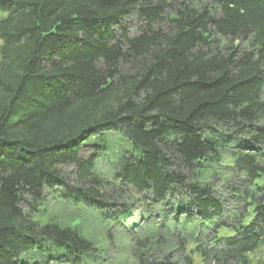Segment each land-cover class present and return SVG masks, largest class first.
<instances>
[{
    "label": "trees",
    "instance_id": "trees-1",
    "mask_svg": "<svg viewBox=\"0 0 264 264\" xmlns=\"http://www.w3.org/2000/svg\"><path fill=\"white\" fill-rule=\"evenodd\" d=\"M0 11V264L99 262L79 224L35 219L57 189L130 222L141 264H179L177 252L249 264L264 244V0H0ZM119 130L138 156L106 178L104 145L84 148ZM235 176L241 213L212 180Z\"/></svg>",
    "mask_w": 264,
    "mask_h": 264
},
{
    "label": "rangeland",
    "instance_id": "rangeland-1",
    "mask_svg": "<svg viewBox=\"0 0 264 264\" xmlns=\"http://www.w3.org/2000/svg\"><path fill=\"white\" fill-rule=\"evenodd\" d=\"M8 12L0 11V19L7 17ZM3 47V41L0 39V62H1V49ZM102 144L99 151L100 157L97 160L96 172L105 176L106 178H113L115 174V165L120 160L128 155L132 154L135 157L138 156L134 147L129 142L127 136L122 131H105L102 134L93 136L85 146V152L92 151V146ZM223 165L218 169L222 177L228 176L231 172L227 166H230V157L224 154ZM226 168V169H225ZM64 173L71 179H75V173L71 166L63 167ZM229 177V176H228ZM227 177V178H228ZM239 178V177H238ZM235 176L232 180H217L213 177L212 180L216 182L222 193H224L226 201L225 205L231 213H241L245 203L244 199L239 200L237 197L233 198L230 186L233 181L240 190H244L247 186L238 180ZM258 184H264V179H259ZM252 210V205L249 206ZM252 212V211H251ZM37 220L41 222L56 221L61 225H80L82 233L96 244L98 252L101 257L98 258L99 262L92 264H141V258L138 255V248H136L135 232H132V224L125 222L124 224H115L113 222L102 219L98 213L93 212L91 209L84 205L75 206L73 203L65 202L61 197L60 190L48 191L47 197L44 201V205L41 211L35 216ZM176 246L170 244L167 250H174ZM192 246H190L191 248ZM189 248V249H190ZM152 251L159 253V247L155 246ZM151 251V252H152ZM175 258L179 260V264H185L183 255L180 252L174 254ZM249 264H264V244L260 245L255 251L248 255ZM194 264H205L202 258L195 254ZM209 264V261H207ZM53 264H68V261H54ZM227 264H240L237 261H230Z\"/></svg>",
    "mask_w": 264,
    "mask_h": 264
}]
</instances>
